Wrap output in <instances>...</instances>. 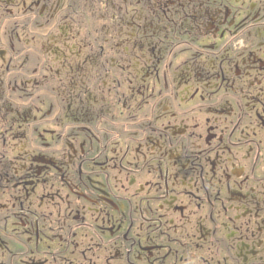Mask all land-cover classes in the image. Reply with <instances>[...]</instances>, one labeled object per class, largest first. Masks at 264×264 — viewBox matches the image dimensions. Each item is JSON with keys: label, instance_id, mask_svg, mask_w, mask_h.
<instances>
[{"label": "flooded vegetation", "instance_id": "af4514ba", "mask_svg": "<svg viewBox=\"0 0 264 264\" xmlns=\"http://www.w3.org/2000/svg\"><path fill=\"white\" fill-rule=\"evenodd\" d=\"M0 264H264V0H0Z\"/></svg>", "mask_w": 264, "mask_h": 264}]
</instances>
